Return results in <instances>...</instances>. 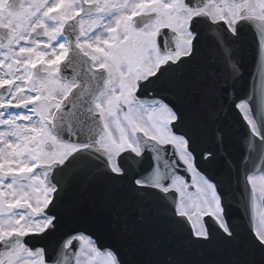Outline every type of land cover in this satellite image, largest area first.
I'll use <instances>...</instances> for the list:
<instances>
[{
    "label": "snow or ice",
    "instance_id": "6c2138e0",
    "mask_svg": "<svg viewBox=\"0 0 264 264\" xmlns=\"http://www.w3.org/2000/svg\"><path fill=\"white\" fill-rule=\"evenodd\" d=\"M0 264H264V0H0Z\"/></svg>",
    "mask_w": 264,
    "mask_h": 264
},
{
    "label": "flooded vegetation",
    "instance_id": "af4514ba",
    "mask_svg": "<svg viewBox=\"0 0 264 264\" xmlns=\"http://www.w3.org/2000/svg\"><path fill=\"white\" fill-rule=\"evenodd\" d=\"M246 33L249 34V33H251V31L245 32L244 34H246ZM240 67H241V76H240V81H239V84L237 85V87L240 86L239 91L243 94L244 90H245V68H244L243 62L240 64Z\"/></svg>",
    "mask_w": 264,
    "mask_h": 264
},
{
    "label": "water",
    "instance_id": "95a60500",
    "mask_svg": "<svg viewBox=\"0 0 264 264\" xmlns=\"http://www.w3.org/2000/svg\"><path fill=\"white\" fill-rule=\"evenodd\" d=\"M203 167H205V165H203ZM247 222L245 221V224H246Z\"/></svg>",
    "mask_w": 264,
    "mask_h": 264
},
{
    "label": "bare ground",
    "instance_id": "6f19581e",
    "mask_svg": "<svg viewBox=\"0 0 264 264\" xmlns=\"http://www.w3.org/2000/svg\"><path fill=\"white\" fill-rule=\"evenodd\" d=\"M232 144H233V142H232ZM234 145V144H233Z\"/></svg>",
    "mask_w": 264,
    "mask_h": 264
}]
</instances>
